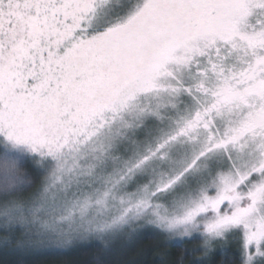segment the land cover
I'll return each mask as SVG.
<instances>
[{
  "label": "snow or ice",
  "instance_id": "obj_1",
  "mask_svg": "<svg viewBox=\"0 0 264 264\" xmlns=\"http://www.w3.org/2000/svg\"><path fill=\"white\" fill-rule=\"evenodd\" d=\"M0 264H264V0H0Z\"/></svg>",
  "mask_w": 264,
  "mask_h": 264
},
{
  "label": "trees",
  "instance_id": "obj_2",
  "mask_svg": "<svg viewBox=\"0 0 264 264\" xmlns=\"http://www.w3.org/2000/svg\"><path fill=\"white\" fill-rule=\"evenodd\" d=\"M83 258V257H82Z\"/></svg>",
  "mask_w": 264,
  "mask_h": 264
}]
</instances>
